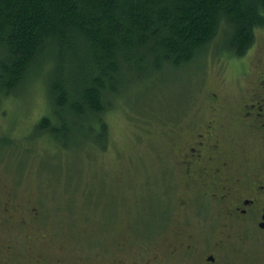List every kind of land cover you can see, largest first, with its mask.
Returning a JSON list of instances; mask_svg holds the SVG:
<instances>
[{
  "label": "rangeland",
  "instance_id": "obj_1",
  "mask_svg": "<svg viewBox=\"0 0 264 264\" xmlns=\"http://www.w3.org/2000/svg\"><path fill=\"white\" fill-rule=\"evenodd\" d=\"M263 43L264 30L258 28L255 48ZM228 55L211 53L200 74H167L151 88L135 91V98L141 94L138 99L147 103L137 109L148 111L134 112L119 100L105 115L109 140L103 151L27 141L51 111L42 81L31 80L24 92L1 99L0 139L16 146L0 145V245L46 252V264H203L209 243L221 237L219 211L211 203L202 225L192 228L195 251L180 249L176 259L171 251L183 247L168 230L172 217L162 220L158 211L166 182L161 166L169 167L168 148H175L170 128L193 119L219 81V66L232 60ZM242 247L240 259L225 255L218 264H264L262 235L243 238ZM28 259L18 264H29Z\"/></svg>",
  "mask_w": 264,
  "mask_h": 264
},
{
  "label": "trees",
  "instance_id": "obj_2",
  "mask_svg": "<svg viewBox=\"0 0 264 264\" xmlns=\"http://www.w3.org/2000/svg\"><path fill=\"white\" fill-rule=\"evenodd\" d=\"M258 28L264 0H0V100L42 81L51 111L27 141L103 151L119 100L148 111L137 91L200 74L211 53L243 56Z\"/></svg>",
  "mask_w": 264,
  "mask_h": 264
},
{
  "label": "flooded vegetation",
  "instance_id": "obj_3",
  "mask_svg": "<svg viewBox=\"0 0 264 264\" xmlns=\"http://www.w3.org/2000/svg\"><path fill=\"white\" fill-rule=\"evenodd\" d=\"M230 58L219 66V81L193 119L167 133L175 148H168L169 167L161 166L166 182L158 211L162 220L172 217L168 230L183 247L171 251L176 259L182 250L195 251L192 228L202 225L211 203L221 217V237L209 243L203 264H218L235 253L240 259L243 238L264 237V43L255 48L254 42L246 54ZM22 258L46 264V252L0 245V264H18ZM150 260L148 255L145 261Z\"/></svg>",
  "mask_w": 264,
  "mask_h": 264
},
{
  "label": "bare ground",
  "instance_id": "obj_4",
  "mask_svg": "<svg viewBox=\"0 0 264 264\" xmlns=\"http://www.w3.org/2000/svg\"><path fill=\"white\" fill-rule=\"evenodd\" d=\"M254 42V41H253ZM249 47V46H248ZM240 59H242V58H240ZM215 60V59H214ZM261 61V60H260ZM258 63V62H257ZM33 75V74H32ZM36 76V75H35ZM38 77V76H37ZM31 84V83H30ZM203 231V230H202ZM202 233V232H201ZM199 235V234H198ZM202 235V234H201ZM196 238V237H195ZM194 239V238H193ZM202 239V238H201ZM204 239V238H203ZM196 242H197V240H196ZM175 263V262H174ZM173 264V263H172Z\"/></svg>",
  "mask_w": 264,
  "mask_h": 264
}]
</instances>
